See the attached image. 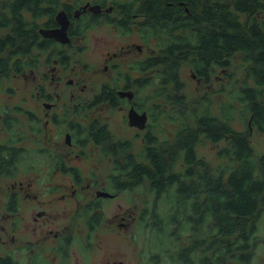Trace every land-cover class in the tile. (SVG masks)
Here are the masks:
<instances>
[{
  "label": "flooded vegetation",
  "instance_id": "obj_1",
  "mask_svg": "<svg viewBox=\"0 0 264 264\" xmlns=\"http://www.w3.org/2000/svg\"><path fill=\"white\" fill-rule=\"evenodd\" d=\"M167 3L175 7L174 2ZM44 6L52 11L41 17L29 9L23 11L29 21H36L39 39L26 55L13 56L19 65L14 62L9 72L0 75V264H203L210 260L213 248L203 241L200 226L185 221L166 227L149 223L154 212L158 215L170 203L162 202L155 210L154 195L165 194L163 185L149 174L136 175L149 173L152 167L149 134L159 140L165 133L173 140L163 155L165 172L177 175L168 187L175 190L191 180L184 174V153L172 158L174 140L179 139L175 137L177 126L169 122L149 127L148 61L159 52L156 46L149 55V39L157 38L158 33L170 34L153 18L163 13L162 0H44ZM183 6L178 5V11ZM107 28L114 31L115 39L138 34L140 42L126 41L114 50L115 40L108 41ZM48 30L55 35H46ZM95 31L99 32L98 42L91 53H98L100 60L84 61L82 56L90 47L82 39ZM0 33L5 36L8 30ZM105 44L110 47L104 48ZM35 49L46 51L43 61L33 54ZM230 57V66H216L209 83L188 61L180 70L188 65L202 81L197 94L199 89L214 91L228 86L225 75L227 81L214 88L218 70L220 75L235 72L230 70ZM30 73L34 74L32 82L25 79ZM99 74L111 76V80L102 81L96 90L86 79ZM218 94L222 95L219 100ZM215 97L218 105L227 93L221 89ZM115 108L125 111L127 124H119L123 131L136 129L135 140H142L138 150L134 139L125 132L117 133L109 120L96 114L98 110L112 114ZM134 110L146 113L143 127L131 122ZM249 124L252 136L257 128L251 121ZM200 144L198 141L195 148L197 158L207 161L217 173V167L198 154ZM179 160L180 170L176 168ZM105 161H110L111 169L102 174ZM58 171L70 177L56 181ZM6 178L13 180L5 182ZM138 192L146 193L142 204ZM194 195L185 191L189 202ZM110 202L113 205L108 210Z\"/></svg>",
  "mask_w": 264,
  "mask_h": 264
},
{
  "label": "trees",
  "instance_id": "obj_2",
  "mask_svg": "<svg viewBox=\"0 0 264 264\" xmlns=\"http://www.w3.org/2000/svg\"><path fill=\"white\" fill-rule=\"evenodd\" d=\"M166 1L174 2L175 7ZM166 1L162 0L163 13L153 17L170 34L154 37L159 52L149 56V127L169 122L177 126L175 137L179 139L174 140L177 145L172 158L184 153V174L191 180L186 185L180 183L175 190L168 187L177 175L165 172L163 155L173 140L165 133L159 140L149 134L152 167L149 173L136 175L149 174L163 185L165 194L154 195L155 210L162 202L170 203L158 215L154 212L149 223L166 227L180 226L185 221L200 226L203 241L213 248L211 259L203 264H229L231 258L239 264H251L264 210V154H256L249 124L251 121L264 132V17L259 15L264 0ZM178 5H185L182 12ZM25 9L39 17L52 11L44 6V0H0V32L8 30L5 36L0 33V75L9 72L14 62L19 65L14 58L29 53L39 39L36 21L24 16ZM238 51L252 59L244 76L225 71L228 86L214 91L199 89L189 98L180 70L184 62H190L192 70L209 83L215 67L230 66L228 56ZM221 89L227 98L217 105L215 96ZM236 118L244 122V128L235 126ZM204 140H227L218 154L228 157L231 163L219 165L215 173L207 161L197 158L196 144ZM187 189L195 193L190 202L185 196ZM186 202L189 204L184 207ZM190 210L192 215L188 214Z\"/></svg>",
  "mask_w": 264,
  "mask_h": 264
},
{
  "label": "rangeland",
  "instance_id": "obj_3",
  "mask_svg": "<svg viewBox=\"0 0 264 264\" xmlns=\"http://www.w3.org/2000/svg\"><path fill=\"white\" fill-rule=\"evenodd\" d=\"M263 17H264V9L261 12ZM28 16H30V14H27ZM99 34L98 31H95L93 33L90 34L89 37H84L82 39L83 42L89 44L90 50L87 51L83 56H82V60H87L89 62H92V60L95 61H99L100 60V55L98 53L92 54V48L93 45L97 44L98 39H97V35ZM105 34L109 35L108 41H114V43L111 45V48H113L114 50H116L122 43L126 42V41H137L140 42V38L138 36V34H134L133 36L129 37V38H123L120 37L118 35V37L115 39L114 35V31L112 29H105ZM117 34V33H116ZM103 47L107 48L110 47L109 44H105L103 45ZM103 47L99 48V52L103 51ZM156 41L155 39H149V55L153 52L156 51ZM145 51H147V47L145 46ZM33 54H36L38 56H41V60H44V57L46 55V51L45 50H40V49H35ZM247 53H245L244 51H238L235 52L234 54L231 55L230 59L232 62V66H231V71H235L237 75H243V71L244 68L247 67L249 64H252V62L246 57ZM79 56L75 57V60L78 58ZM123 62V64H125V61L121 60ZM182 76L185 80V91L188 94L189 97L194 96L195 94H197V87L202 83L201 80H198L197 77H194L191 71V67L188 65H183L182 67ZM133 77H136V75H138V72H132ZM72 75V74H71ZM218 76H222V78L218 79ZM34 77L33 73H30L29 75H27L25 77V79H27L28 82H32V79ZM215 82H214V88H219L221 83H225L227 81L226 76L224 74L220 75V70H218L217 74H215ZM218 79V81L216 80ZM107 80H111V76L110 79L107 76L104 75H95L92 78H87L86 82L88 83L89 86H93L96 90L101 88V83L102 81H107ZM4 81H7V79H5ZM201 81V82H200ZM2 94V93H1ZM218 100L222 97V95L218 94ZM96 114L101 115L104 119L109 120L111 123V126L113 127V129L118 133V132H125L127 136H130L132 139H134V147L136 150H138L139 148H141L142 146V140H135V132L136 129L132 128L131 131H123V127H120L119 124L120 122H122L123 125L127 124L126 123V116H125V111L122 110L121 112L118 111V108L113 109L112 114L111 112L104 110H98L96 111ZM239 117V116H237ZM237 119V118H236ZM235 119V126H237L239 129L244 128V122L242 123L241 119L238 118L237 120ZM253 134L251 136L253 144L255 146V152L257 155L260 154H264V133H259L256 129H253ZM227 144V140H222L216 144L208 141V140H204L201 142V144L198 146V154L201 156H204L207 160H209L210 162H212V164L215 167H218L221 164H228L231 163V161L229 160L228 157L226 156H220L218 154V149L223 147L224 145ZM182 167V163L179 160L176 164V168L178 170H180ZM49 167H43L42 169H48ZM84 168V172L87 175V165H83ZM111 169V163L110 161H105V163L101 166L100 171L102 172V174L107 173L109 170ZM38 173V172H36ZM36 173H32V174H36ZM20 175L17 177L19 178ZM70 176L66 173H62L60 171L57 172L56 174V181H66ZM13 180V178H6L4 179V181H9L11 182ZM146 196V193L144 192H138L136 197L137 200L140 204H142V198ZM113 205V202L108 203V205H106L108 207V210H110L111 206ZM150 239V236H149ZM252 250H254V260L252 264H264V210L262 212V218L260 220V224L258 226V232L257 235L255 237V243L254 246L252 248ZM231 264H237V259H232L230 261Z\"/></svg>",
  "mask_w": 264,
  "mask_h": 264
},
{
  "label": "water",
  "instance_id": "obj_4",
  "mask_svg": "<svg viewBox=\"0 0 264 264\" xmlns=\"http://www.w3.org/2000/svg\"><path fill=\"white\" fill-rule=\"evenodd\" d=\"M46 35H49V36H52V35H55V33L52 31V30H48V31H45ZM145 121H146V113H142V114H139L136 110L133 111V113L131 114V122L133 124H137L141 127H143L145 125Z\"/></svg>",
  "mask_w": 264,
  "mask_h": 264
}]
</instances>
